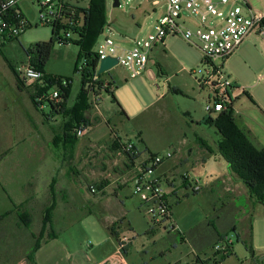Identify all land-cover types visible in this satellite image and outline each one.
Returning <instances> with one entry per match:
<instances>
[{
    "label": "rangeland",
    "instance_id": "1",
    "mask_svg": "<svg viewBox=\"0 0 264 264\" xmlns=\"http://www.w3.org/2000/svg\"><path fill=\"white\" fill-rule=\"evenodd\" d=\"M248 1L254 9L264 6V0ZM120 2L121 7L115 8L113 0L106 1L108 26L99 38L95 53L106 37L127 47H131L130 40L147 37L163 14L165 0ZM66 3L86 9L90 0H66ZM19 9L29 27L18 39L0 43V90L24 91V98L33 101L36 86L21 82L11 66L24 65L28 52L39 43L49 42L53 27L42 24L37 4L22 0ZM59 37L63 38L64 33ZM71 40L77 42L79 38L72 36ZM79 54L80 48L74 43L61 45L57 41L44 67L46 74L70 82L68 111L71 112L84 88L82 74L76 71ZM149 58L148 73L135 79L130 78L122 66L103 74L102 81L114 85V90L113 94L102 92L97 109L87 92L90 82L86 84L91 109L83 117L92 131L78 139L73 158L70 153L66 154L65 167L59 174L66 189L64 194L57 189L58 201L62 218L64 214L68 216L67 222L62 221L56 227L57 233L64 234L65 244L80 250L83 260L92 245L110 237L109 230L100 224L102 219L110 229L115 228L121 238L131 241L127 258L130 264H215V261L218 264H264V202L233 173L229 161L219 152L223 136L215 126L205 124L209 116L206 104L212 96V88L200 85L191 74L193 70L207 69L205 57L184 40L172 37L167 40V47H154ZM82 64H78L79 69ZM225 73L234 86L241 88L233 93L239 128L256 148H264V110L249 95L260 96L264 102V40L257 35L249 37L226 61ZM34 112L42 117L43 112L50 113V108L43 112L34 109ZM219 115L213 113V119ZM68 121L66 115H57L48 124L53 134L50 140L53 159L63 153L62 148L53 145L54 136H64ZM113 132L125 143L132 142L136 146L141 154L139 163L144 162L149 153L188 154L190 150L202 148L203 144L213 151L207 156V162L193 173L199 177L203 190L194 193L190 188L179 186L177 197L168 200L173 208L172 219L178 227L176 232L164 225H153L148 208L135 195L134 185L129 184L128 160L108 146ZM54 167H49L51 175L55 174ZM224 179L234 183L231 190L223 181V185H217ZM102 182L107 184L105 195L99 194L97 189ZM91 186L96 188L97 195H92ZM161 187L167 193L172 192L163 181ZM124 188L126 191L120 192L122 198L115 197ZM179 232L181 235L177 234ZM69 235L73 236L72 241ZM226 236L233 243L232 252L226 257L216 256L214 247Z\"/></svg>",
    "mask_w": 264,
    "mask_h": 264
},
{
    "label": "built area",
    "instance_id": "2",
    "mask_svg": "<svg viewBox=\"0 0 264 264\" xmlns=\"http://www.w3.org/2000/svg\"><path fill=\"white\" fill-rule=\"evenodd\" d=\"M22 0H0V43L6 44L18 39L29 27V22L19 9ZM40 7V19L43 25L57 26L64 37H59V43L66 45L72 41V36H77L72 28H79L82 24L78 18L80 8L66 3V0H29ZM155 2L154 4H157ZM257 35L264 40V11L254 9L248 0H165L164 12L157 20L153 31L145 38L130 40L131 47L116 43L110 37L100 44L97 51L98 63L107 57L117 58L118 66L128 72L130 78L135 79L148 73L149 56L154 47L165 45L168 37H180L189 46L196 48L205 57L207 69H198L191 72L192 76L202 86H211L212 96L206 104L209 114L224 113L234 109L233 93L240 89L231 82L225 73L226 61L235 55L245 41ZM80 72L84 73L88 59H84ZM16 72L28 86L44 84V73L37 70L31 63V58L16 67ZM155 78V74L152 75ZM100 83V84H99ZM69 82L62 80L61 86L57 85L49 93L37 97L40 110L50 108L51 104L61 103V87L67 88ZM113 93L114 85L101 83L99 75L91 78L88 94L92 97L94 107L103 91ZM215 102L212 105V102ZM92 131L90 124L81 126L76 135L85 137ZM118 156L132 158L129 162L131 173L130 183L134 185V192L152 216L154 226L164 225L176 232L178 227L172 219L171 207L168 202V193L161 187V180L156 176L157 170L167 161L174 158L175 153L166 155L150 153L144 162H138L140 154L132 142L122 140V151ZM185 181L192 183L190 186L194 193L201 191L200 179L192 180L191 175L183 176ZM90 192L95 194L96 188L90 187ZM216 244V256L226 257L232 252V241L228 236ZM130 244L128 238H120L118 242L117 258L121 264L125 263V249ZM103 264H112L105 262ZM215 264H218L215 261Z\"/></svg>",
    "mask_w": 264,
    "mask_h": 264
},
{
    "label": "crops",
    "instance_id": "3",
    "mask_svg": "<svg viewBox=\"0 0 264 264\" xmlns=\"http://www.w3.org/2000/svg\"><path fill=\"white\" fill-rule=\"evenodd\" d=\"M257 1L263 2V0ZM155 2L158 1L153 3ZM262 5L257 10L264 11ZM169 38L172 37L165 40L164 47H167ZM24 95V91L0 90V97H7L0 100V217H2L0 220V264H30L27 257L41 233L45 212L53 203V187L58 205L54 213L55 223L67 222L65 218L68 216L64 214L62 218V209L58 201L57 189L62 194L66 189L65 182L59 179V174L65 167L66 154L63 151L56 159H53L54 153L51 150L50 141L53 134L48 129V124L53 121V118L45 119L44 116L35 114L34 109L36 112L40 110L35 107L31 98H24ZM249 95L264 110L261 97L256 98L252 93ZM212 152L211 148L205 145L202 148L190 150L188 154L175 152L174 158L165 162L157 170L156 175L161 182L172 188L170 189L172 192L168 193L169 200L174 196L177 197L179 186L192 189L190 187L192 183L185 181L183 176L187 173L196 177L197 175L193 173L198 171L201 164L207 162V156ZM51 166H55L53 175L49 171ZM196 178L199 179L198 176ZM222 181L226 183L227 189L231 190V187H234V183L227 179L219 180L217 185H223ZM126 188L114 194L115 197H121L120 192L126 191ZM201 188L202 191L203 187ZM170 207L173 216L172 205ZM24 221L29 222L30 226L26 227ZM99 221L104 229H110L102 219ZM233 228L236 229L235 226ZM63 237L64 234H59L53 239L45 238L35 255L36 264H103L105 262L121 264L116 259L118 242L121 238L119 234L115 237L110 232V237L106 236L95 246L92 245L86 260L79 255L78 248L72 249L65 244ZM68 239L72 241L73 236L69 235ZM128 253L127 247L124 264H130L127 260Z\"/></svg>",
    "mask_w": 264,
    "mask_h": 264
},
{
    "label": "trees",
    "instance_id": "4",
    "mask_svg": "<svg viewBox=\"0 0 264 264\" xmlns=\"http://www.w3.org/2000/svg\"><path fill=\"white\" fill-rule=\"evenodd\" d=\"M106 1L107 0H90V5L88 8L79 9L80 13L78 18H81L82 24L79 28H72L74 34L78 36L79 41H70L66 44L69 45L74 43L80 48L78 64L84 59H88V65L84 70V73L80 72L78 64L76 67V71L82 74L84 88L76 100L73 112L68 111V100L71 88L69 81L67 88L61 87L60 89L62 100L61 103L59 105L51 104L50 113L48 115H45L43 110H40V103L37 102L38 96L42 95L43 93H49L55 87H57V85L61 86L63 80L60 77L48 75L44 71V67L52 56L55 44L57 41L59 42L60 28L54 26L52 39L49 42L39 43L31 50L30 53H27L28 57L31 58L32 65L45 75L43 81L44 84H36V87L33 89L32 98L35 106L37 109L43 112L45 119H52L57 115H66V117H69V121L64 128V136L62 138L59 136H54L53 145L56 148H62L65 154L70 153L71 158H73L75 154L79 139L76 135V131L81 126L89 124V122L83 117V114L91 109V107L88 105V96L86 94L85 86L91 81V78L97 74L96 66L98 63V58L97 54L94 52V49L99 41L100 36L108 26ZM11 68L17 78L24 83V81L16 72V67L11 66ZM101 76H99L100 79ZM101 83H103L102 79ZM107 92L109 93L108 90ZM205 124L215 126L218 132L223 136L224 140L219 145V152L229 161L233 173L245 183L246 187L253 194L258 196V198L264 202V149L256 148L239 128L236 122V114L234 109L221 113L216 119H213L212 114H209V116L205 119ZM113 133L114 136L110 138L108 146L112 152L117 154L122 151V139L115 132ZM205 146L207 147V145ZM126 159L128 162H131L132 160V158L128 155H126ZM106 185V182H102L97 185L98 191L101 192L99 194H106ZM95 194L92 193L94 196ZM56 208V193L53 187V203L45 212L41 233L37 237L35 245L27 257L30 264H36L35 255L45 238L53 239L59 235V232L57 233L56 231V227H58L60 223L56 224L54 221V213ZM89 214H91V212ZM1 219L2 217H0V220ZM24 224L26 227L30 226L29 222L24 221ZM233 230L235 231L236 229L233 228ZM109 231L113 236H118L115 228H111ZM126 253L127 248L125 249V254Z\"/></svg>",
    "mask_w": 264,
    "mask_h": 264
},
{
    "label": "water",
    "instance_id": "5",
    "mask_svg": "<svg viewBox=\"0 0 264 264\" xmlns=\"http://www.w3.org/2000/svg\"><path fill=\"white\" fill-rule=\"evenodd\" d=\"M113 3H114L113 5L115 8L121 7L120 0H113ZM118 64H119V61L117 58L107 57L101 61L97 74L99 76H101V75L113 70L115 67L118 66Z\"/></svg>",
    "mask_w": 264,
    "mask_h": 264
}]
</instances>
